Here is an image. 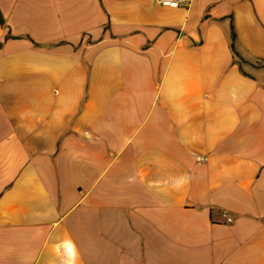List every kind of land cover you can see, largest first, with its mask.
Instances as JSON below:
<instances>
[{"label":"crops","instance_id":"0c3cea01","mask_svg":"<svg viewBox=\"0 0 264 264\" xmlns=\"http://www.w3.org/2000/svg\"><path fill=\"white\" fill-rule=\"evenodd\" d=\"M0 15V264H264V0Z\"/></svg>","mask_w":264,"mask_h":264},{"label":"built area","instance_id":"2783aa9c","mask_svg":"<svg viewBox=\"0 0 264 264\" xmlns=\"http://www.w3.org/2000/svg\"><path fill=\"white\" fill-rule=\"evenodd\" d=\"M158 3L164 5H170L175 7H187L190 3V0H155ZM231 218L227 217V221H230Z\"/></svg>","mask_w":264,"mask_h":264},{"label":"trees","instance_id":"16d2710c","mask_svg":"<svg viewBox=\"0 0 264 264\" xmlns=\"http://www.w3.org/2000/svg\"><path fill=\"white\" fill-rule=\"evenodd\" d=\"M0 23H2L1 15H0ZM235 35L236 34H235V31H234L233 24H230V40H231L230 46H231V49H232L233 54L235 55V57H237L239 59V61H243V59L239 56V54L237 53V51L234 48ZM263 63H264V61H263Z\"/></svg>","mask_w":264,"mask_h":264},{"label":"rangeland","instance_id":"374dc122","mask_svg":"<svg viewBox=\"0 0 264 264\" xmlns=\"http://www.w3.org/2000/svg\"><path fill=\"white\" fill-rule=\"evenodd\" d=\"M261 62L260 61H255V65H260Z\"/></svg>","mask_w":264,"mask_h":264}]
</instances>
